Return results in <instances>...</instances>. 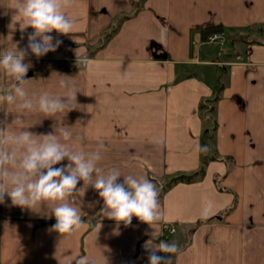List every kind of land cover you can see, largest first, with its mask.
Segmentation results:
<instances>
[{"label": "crops", "instance_id": "1", "mask_svg": "<svg viewBox=\"0 0 264 264\" xmlns=\"http://www.w3.org/2000/svg\"><path fill=\"white\" fill-rule=\"evenodd\" d=\"M9 6L0 0V50L23 48L32 32L21 40L19 24L10 28ZM62 11L73 30L51 34L63 42L55 52L26 57L29 94L64 95L58 75L73 78L75 109L57 125L76 124L82 151L104 144L101 169L155 183L161 218L152 228L109 220L88 187L78 198L84 226L59 236L49 231L52 205L33 211L6 197L0 264H74L85 255L93 264H147L150 239L178 245L172 264H264V0H66ZM212 26L222 44L201 43ZM76 54L90 61L82 70ZM7 83L0 73V87ZM3 111L13 109L0 105V119ZM55 121L32 114L24 126L49 132ZM203 159L201 175L163 188Z\"/></svg>", "mask_w": 264, "mask_h": 264}, {"label": "clouds", "instance_id": "2", "mask_svg": "<svg viewBox=\"0 0 264 264\" xmlns=\"http://www.w3.org/2000/svg\"><path fill=\"white\" fill-rule=\"evenodd\" d=\"M65 3L66 0H10V28L15 29L19 24L21 40L26 29L31 28L32 32L27 33L23 48L11 39L14 47L0 50V73L8 80L0 87V105L13 109L11 113L3 111L0 119V204L6 203V197L12 206L33 211L50 204L48 214L55 218V223L49 231L59 236L70 235L85 224L78 198L91 187L103 202L100 216L125 226L131 225L135 217L151 227L161 218L156 184L146 178L122 175L115 167L101 169L98 164L107 151L106 146L101 143L95 150L82 151L76 146L83 144V137L74 136L71 131L76 124L57 125L56 116L75 109L72 105L77 92L70 86L73 78L58 75L64 95H51L47 91L29 94L30 79L26 77L31 65L25 62L26 57L39 59L55 52L63 42L51 34L69 35L73 30L74 21L62 11ZM76 57L81 70L90 63L77 54ZM32 114L54 120L52 130L36 133L30 130L34 126L25 127V118ZM200 150L207 152L209 148L205 145ZM121 177L122 182H118ZM81 183L82 187L78 188ZM208 210H204L205 214ZM144 248L147 264H172L179 251L175 242L165 239L158 242L150 239ZM74 264L93 262L85 255Z\"/></svg>", "mask_w": 264, "mask_h": 264}, {"label": "trees", "instance_id": "3", "mask_svg": "<svg viewBox=\"0 0 264 264\" xmlns=\"http://www.w3.org/2000/svg\"><path fill=\"white\" fill-rule=\"evenodd\" d=\"M221 27L218 26H212V27H207L204 28L203 30V36L205 37L207 34L211 33V32H215V31H221ZM212 98H210L209 100H211ZM204 163L205 160L203 159V161L201 162V165L199 167V169L197 171L194 172H190V173H177L174 174L173 176L169 177L163 184V188H167L169 186H171L172 184L179 182V181H190L192 179H194L195 177L201 175L203 173V169H204Z\"/></svg>", "mask_w": 264, "mask_h": 264}, {"label": "built area", "instance_id": "4", "mask_svg": "<svg viewBox=\"0 0 264 264\" xmlns=\"http://www.w3.org/2000/svg\"><path fill=\"white\" fill-rule=\"evenodd\" d=\"M201 43H223V32L222 31H215L207 34L203 37Z\"/></svg>", "mask_w": 264, "mask_h": 264}]
</instances>
